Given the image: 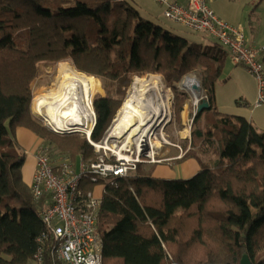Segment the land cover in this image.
Instances as JSON below:
<instances>
[{
    "label": "trees",
    "instance_id": "obj_1",
    "mask_svg": "<svg viewBox=\"0 0 264 264\" xmlns=\"http://www.w3.org/2000/svg\"><path fill=\"white\" fill-rule=\"evenodd\" d=\"M226 55L212 38L188 40L144 17L132 0H0V264H35L51 243L39 241L51 198L34 199L23 181L16 128L34 132L49 153L94 156L85 137L56 134L31 113L38 63L62 59L103 81L106 95L93 99V141L105 135L135 75L162 74L173 85L200 71L209 102L194 115L189 142L214 154V165L198 160L193 176L160 179L151 175L154 165L137 163L127 177L101 182L102 264H240L244 254L264 264V129L217 108ZM186 99L174 90L178 118ZM83 189L92 186L86 181Z\"/></svg>",
    "mask_w": 264,
    "mask_h": 264
},
{
    "label": "built area",
    "instance_id": "obj_2",
    "mask_svg": "<svg viewBox=\"0 0 264 264\" xmlns=\"http://www.w3.org/2000/svg\"><path fill=\"white\" fill-rule=\"evenodd\" d=\"M154 1L164 6L162 14L165 19L179 23L194 32L205 33L224 45L231 61L243 65L256 81L254 106L264 104V63L261 60L264 46L249 45L239 26L220 19L210 7L213 0H187L185 4L173 0ZM36 97L38 95L31 100L33 115L39 118L47 129L59 135L85 136L96 152L105 150L103 145L111 139L109 135L100 141L91 139V132L96 123L92 99L93 117L90 129L86 131L80 127L84 126L81 123L66 121L61 127L52 123L47 114L39 109L43 106ZM141 148L142 150H137L134 158H128L120 150L118 152L120 151L121 155L111 149L109 154L100 152L89 162L81 159L78 170L67 160L53 163L45 146L41 145L36 150V165L30 190L34 199H40L43 194L50 195V205L41 212L48 232L40 237L39 241L43 242L44 238L50 237L51 243L45 251L41 248L35 254V264H102V240L97 231L101 196H97L92 189L84 190L82 181L86 179L88 183L95 185L102 184L104 180L112 181L116 177H127L136 169L140 161L138 156L142 151L149 150V145L145 142Z\"/></svg>",
    "mask_w": 264,
    "mask_h": 264
},
{
    "label": "rangeland",
    "instance_id": "obj_3",
    "mask_svg": "<svg viewBox=\"0 0 264 264\" xmlns=\"http://www.w3.org/2000/svg\"><path fill=\"white\" fill-rule=\"evenodd\" d=\"M134 1L135 3H137L138 6L139 5L145 6L148 10L153 12L152 17H148L149 15H146L145 13H143L144 12L143 10L141 11L139 9L144 17H147L155 22L161 23L164 28L170 30L174 34L184 36L188 40H192V41L202 40L204 42H207L208 38H211L205 33L194 32L179 23H175L165 19L162 14L164 6L154 0H132V3ZM215 5L219 6L224 12H228L231 18L234 19L237 18L240 20L241 25H243L244 27L243 30L244 35L245 33L251 32L249 24L256 23V19L258 22L255 25V27L257 29L262 28V30H264V0H216ZM230 22L235 26L239 25L238 23H233L232 21H229V23ZM261 46H262L261 44L260 45L258 44L257 47H261ZM61 62L69 64L75 71L79 73H82L86 76H93L99 80L101 91L95 92L92 96V100L95 97L106 95V92L102 85L103 81L100 77L79 71L75 68V66L72 64V62L69 59H62L61 61L58 62L41 61L40 63H38V75L31 83L32 96H33L32 100L36 95L50 92L57 86L59 82L58 67H59V63ZM234 69L235 66L232 64L230 59L226 58L223 61L222 73L216 83V95L218 96L223 106H225L223 107L224 108L223 110H226L228 112H230L229 110H233L232 108L236 107L237 105H240V103L241 104L248 103V101L246 100L245 90L249 89V86L246 87V85L249 84L251 80L250 76L248 75L249 73L247 72L248 74H246L244 72L243 75L239 77L238 80L241 81V84L243 85V86H239L238 85L239 83L237 84L238 80H236V77L231 76L232 71ZM149 74L160 76L163 79L166 87L169 89L170 92L169 119H167V121L162 125L153 128L152 135L147 138V144L149 145V150L142 151L140 153V155L138 156L140 161H138V163L142 164V166L146 168H148L151 165H154L152 166L151 173L154 167H156L157 165L170 166L173 169L175 166L179 165V163L182 160L189 157L195 158L196 160H199L200 162H203L207 165H211V166L214 165V162L216 160L214 154H203L198 149L192 148L189 142V138L191 136L193 117H194L193 114L194 112H196V104L191 92H188L185 88H183L181 86V83L184 77H186L187 75H193L198 80L200 86L202 87L201 85L202 76L200 71H192L183 75L181 79L177 82H174L173 85L167 83V81L164 79L162 74L147 73L139 76L142 77ZM136 76L138 75H135L133 77L129 88L126 90V94L123 99V102L127 98V95L131 90L133 80ZM175 89L182 93H185V95L187 96V99L183 104L184 112L180 113V118H178L177 115H175L172 107V100L174 97ZM201 98L206 99V94L203 88L199 93L197 103L200 102ZM122 104L119 107V109L116 111L115 116L112 119L111 124L108 127L102 140L106 138L107 135H109V131L112 126V123L117 117V114L120 111ZM251 107L252 109L255 110H259V109L264 110V104L261 106H254V101ZM30 109H31V113L33 114L32 102ZM185 109L187 110L185 111ZM78 136L81 138L85 137L82 135H78ZM157 144H159V146H157ZM108 145L110 147L112 145L116 146V148L114 147L113 149L105 148V150L101 149L100 152L102 153L103 151H105L106 153L109 154L110 149L116 152V150H120V148H122L121 153L125 154L128 158L130 157L134 158L137 155V146L136 143L133 141L124 145L120 139L111 138L108 140ZM39 147H41V145H39L37 149ZM49 149H51L50 154L53 162H57L61 159H66L67 161L73 162V160L68 155L62 154L58 150H55L51 147ZM125 150H128V152H125ZM93 152H94L93 159H95L100 152H96L94 147H93ZM82 161H88V160L82 159ZM135 170L131 171L130 173H134ZM86 181H87L86 179H83L82 188H84V184L86 183Z\"/></svg>",
    "mask_w": 264,
    "mask_h": 264
},
{
    "label": "bare ground",
    "instance_id": "obj_4",
    "mask_svg": "<svg viewBox=\"0 0 264 264\" xmlns=\"http://www.w3.org/2000/svg\"><path fill=\"white\" fill-rule=\"evenodd\" d=\"M58 75L57 86L49 93L38 94L36 97L43 106L39 109L57 126L65 125L66 121L81 123L84 126L80 127L88 131L93 117L91 99L95 92L101 91L99 80L79 73L63 62L59 63ZM197 83L199 84L193 75H187L181 83L183 88L191 92L195 103L201 92L193 88ZM169 104L170 92L160 76L150 74L136 76L127 98L112 123L109 137L120 139L124 145L133 141L137 150H142L141 146L147 143L153 128L169 119ZM103 146L116 148L113 145L110 147L108 142ZM120 151L116 150L121 155Z\"/></svg>",
    "mask_w": 264,
    "mask_h": 264
},
{
    "label": "crops",
    "instance_id": "obj_5",
    "mask_svg": "<svg viewBox=\"0 0 264 264\" xmlns=\"http://www.w3.org/2000/svg\"><path fill=\"white\" fill-rule=\"evenodd\" d=\"M181 4H185L187 0H173ZM216 0H213L210 2V7L213 9V11L216 13V15L229 23V21H232L233 23H238L239 27L242 29L243 25H241V22L237 18H231L228 12H224L219 6L215 5ZM138 8L145 13L146 15H149L148 17H152V13L150 10H148L145 6L139 5ZM257 19L256 23H250V33H245V41L249 45H255L258 46V44L264 46V30L262 28L257 29L255 25L257 24ZM230 24H232L230 22ZM233 25V24H232ZM242 27H241V26ZM244 30V27L242 31ZM244 33V32H243ZM261 46V47H262ZM227 55L226 58L230 59L229 54H228V49H226ZM225 58V59H226ZM231 61V59H230ZM232 62V61H231ZM232 64L235 66V69L232 71L231 76L236 77V80L239 79L241 75L245 72L246 74L247 71L245 67L241 64H235L232 62ZM241 66V67H240ZM251 78L250 80V85L247 84L246 87L249 86V89H246V100L248 103H244L240 105H237L236 107L232 108L233 110H229L230 112L223 110L225 106L220 102L218 96L216 95V105L217 108L225 113H230V114H235V115H241L246 117L257 129H264V110H255L252 109L251 105L253 104V101L256 96V83L255 79L248 74ZM239 83V84H238ZM237 84L239 86H243L241 84V81L238 80ZM188 107V106H187ZM183 110V111H182ZM181 110V113L184 112V109ZM187 109H185L186 111ZM15 136L17 138V141L23 150L25 157H24V162L21 167V175L23 181L30 187L31 182H32V177L36 165V150L39 145H42V139L39 138L34 132H32L30 129L23 127V126H18L15 130ZM61 159V158H60ZM78 159V161H77ZM73 160V162L69 161L71 165L74 167L75 170H78V166L81 160V157H77ZM61 160H66V159H61ZM61 160L57 161L60 162ZM200 168L199 161L196 160L195 158L189 157L184 160H182L179 165L175 166L173 169L170 166H165V165H157L154 167L152 170L151 175L154 178H160V179H175V178H189L193 176ZM93 192L97 196H102L103 193V184H95L91 185Z\"/></svg>",
    "mask_w": 264,
    "mask_h": 264
},
{
    "label": "water",
    "instance_id": "obj_6",
    "mask_svg": "<svg viewBox=\"0 0 264 264\" xmlns=\"http://www.w3.org/2000/svg\"><path fill=\"white\" fill-rule=\"evenodd\" d=\"M193 88H194V89H197L198 91H199V90H202V87H201L198 83H197V84H194V85H193ZM196 104H197V105H196V112H195V114H196L197 112H201L203 109L209 107V102H208V100L205 99V98H201V99H200V102H199V103H196ZM195 114H194V115H195ZM240 264H252V263H251V260H250V258L248 257L247 254H244V255L241 257V259H240Z\"/></svg>",
    "mask_w": 264,
    "mask_h": 264
}]
</instances>
